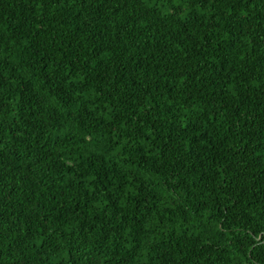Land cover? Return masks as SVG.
Masks as SVG:
<instances>
[{
  "label": "trees",
  "instance_id": "1",
  "mask_svg": "<svg viewBox=\"0 0 264 264\" xmlns=\"http://www.w3.org/2000/svg\"><path fill=\"white\" fill-rule=\"evenodd\" d=\"M0 264H264V0H0Z\"/></svg>",
  "mask_w": 264,
  "mask_h": 264
}]
</instances>
